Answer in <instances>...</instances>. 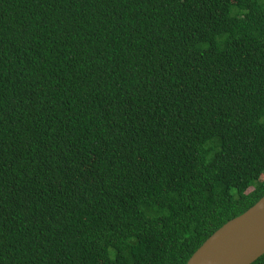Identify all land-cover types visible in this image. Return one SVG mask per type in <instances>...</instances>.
Instances as JSON below:
<instances>
[{
    "label": "trees",
    "instance_id": "obj_1",
    "mask_svg": "<svg viewBox=\"0 0 264 264\" xmlns=\"http://www.w3.org/2000/svg\"><path fill=\"white\" fill-rule=\"evenodd\" d=\"M263 197L264 0H0V264H187Z\"/></svg>",
    "mask_w": 264,
    "mask_h": 264
},
{
    "label": "water",
    "instance_id": "obj_2",
    "mask_svg": "<svg viewBox=\"0 0 264 264\" xmlns=\"http://www.w3.org/2000/svg\"><path fill=\"white\" fill-rule=\"evenodd\" d=\"M264 255V197L216 231L187 264H253Z\"/></svg>",
    "mask_w": 264,
    "mask_h": 264
}]
</instances>
